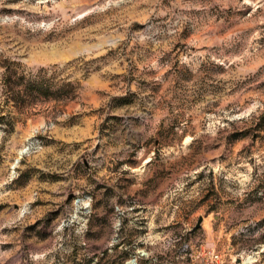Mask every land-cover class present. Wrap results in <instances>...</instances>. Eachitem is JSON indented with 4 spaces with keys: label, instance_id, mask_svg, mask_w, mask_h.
Listing matches in <instances>:
<instances>
[{
    "label": "rangeland",
    "instance_id": "rangeland-1",
    "mask_svg": "<svg viewBox=\"0 0 264 264\" xmlns=\"http://www.w3.org/2000/svg\"><path fill=\"white\" fill-rule=\"evenodd\" d=\"M0 264H264V0H0Z\"/></svg>",
    "mask_w": 264,
    "mask_h": 264
},
{
    "label": "water",
    "instance_id": "water-1",
    "mask_svg": "<svg viewBox=\"0 0 264 264\" xmlns=\"http://www.w3.org/2000/svg\"><path fill=\"white\" fill-rule=\"evenodd\" d=\"M202 220H203V218L201 217V218L199 219V221H198V224H197L196 228H198V227L201 226Z\"/></svg>",
    "mask_w": 264,
    "mask_h": 264
},
{
    "label": "trees",
    "instance_id": "trees-1",
    "mask_svg": "<svg viewBox=\"0 0 264 264\" xmlns=\"http://www.w3.org/2000/svg\"><path fill=\"white\" fill-rule=\"evenodd\" d=\"M20 95H21V91H19V92L17 93V96H18V97H20Z\"/></svg>",
    "mask_w": 264,
    "mask_h": 264
}]
</instances>
